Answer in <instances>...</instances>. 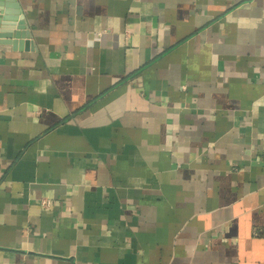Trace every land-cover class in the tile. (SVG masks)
Listing matches in <instances>:
<instances>
[{
  "label": "crops",
  "instance_id": "1",
  "mask_svg": "<svg viewBox=\"0 0 264 264\" xmlns=\"http://www.w3.org/2000/svg\"><path fill=\"white\" fill-rule=\"evenodd\" d=\"M0 16V264H264V0Z\"/></svg>",
  "mask_w": 264,
  "mask_h": 264
},
{
  "label": "water",
  "instance_id": "2",
  "mask_svg": "<svg viewBox=\"0 0 264 264\" xmlns=\"http://www.w3.org/2000/svg\"><path fill=\"white\" fill-rule=\"evenodd\" d=\"M3 3H4V0H0V6L1 5H3ZM3 17L2 16H0V22H1V19H2ZM24 27H23V22L20 20L19 22H18V25L16 26V31L15 32H13V33H11V31H7V30H5V29H0V37H7V38H14L13 40H11L10 42L13 44V46H15V44L18 42V41H16V39L17 38H20V37H26V38H29V35H27V33H26V35H25V33L23 34V32H21V30L23 29ZM20 44H21V41L19 42ZM26 44H27V42H25Z\"/></svg>",
  "mask_w": 264,
  "mask_h": 264
}]
</instances>
